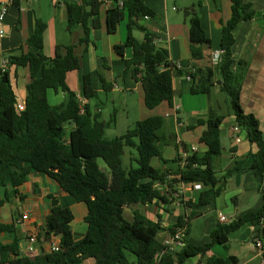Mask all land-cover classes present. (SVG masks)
Returning a JSON list of instances; mask_svg holds the SVG:
<instances>
[{"label":"trees","instance_id":"1","mask_svg":"<svg viewBox=\"0 0 264 264\" xmlns=\"http://www.w3.org/2000/svg\"><path fill=\"white\" fill-rule=\"evenodd\" d=\"M118 1L80 0L79 4H67L68 30L82 26L85 38L80 43L87 45V24L93 29L100 27L98 16L103 4H110L105 12V29L110 35L116 33L124 13H127L126 41L115 46L113 51L123 59L124 50H132V59L124 62L125 70L120 79L130 73L142 89L143 105L147 110H154L163 103L172 109L174 77H189L192 95L209 96L214 86L213 77L217 74L220 92L226 95L235 124L247 141L257 147L250 170L255 176L264 175L263 133L255 116L245 113L241 107L245 64L237 63L236 71L232 70L233 31L238 24L253 19V5L245 0H230V18L221 27L219 47L222 54L216 66L181 72L170 61L168 51L158 47L155 37L140 24L145 17L152 19L154 14L139 0H121V8ZM185 17L192 59L201 61L204 59L202 48L210 50V41L205 37L195 12L187 11ZM45 29L46 25L37 20L33 34L25 43L27 51L23 52L21 47L6 57L8 65L25 67L29 72L22 112L16 110L8 71L0 69V208L11 197L21 201L18 187L25 183L30 172L40 173L53 180L76 203L86 206V233L82 239L74 241L70 228L73 221L71 211L56 206L47 216L45 228L38 234L37 241L51 243L58 237L59 250L43 251L30 258L20 251V239L15 236L14 225L0 224V235H9L11 239L7 244L0 243V264H84L86 260H93L94 264H153L154 257L164 250L159 235L165 230L159 222L149 221L139 211H133L128 221L124 217V209L145 206L153 201L164 202L157 185L172 189L177 184H200L202 190L198 203L189 206L198 208L214 203L223 189L213 165L222 154L220 126L224 117L209 111L205 120L197 122V126L203 128L199 142L207 148L204 154L188 155L183 168L179 160H175L173 163H178L175 169H156L151 163L153 159L161 158L159 144L162 139L158 132L163 118H146L120 137L105 138V131L116 125L115 115L101 121L99 116L88 112L86 105L80 112L77 95L65 83L67 73L80 69L75 47L56 46L54 57L46 58L41 53ZM133 31L140 32L143 40L137 41L132 36ZM100 82L103 91L108 92L111 86L103 79ZM48 91L63 93L64 102L51 106L47 101ZM81 94L86 101L96 98L90 75L81 78ZM66 125L73 126L72 131H67ZM125 148L137 153V158L131 160L135 166L130 164L127 169L122 166ZM183 152L188 153L185 146ZM99 160L106 166L108 174L99 167ZM240 164L235 163L227 174L237 170ZM168 177L172 179L167 180ZM263 221L264 189L261 207L229 224L217 225L210 234L211 244L203 247L189 245L183 231V248L173 255L164 252L158 264H184L188 259L205 255L214 245L226 248L229 235L247 224L253 227L255 239L263 242ZM178 228H183L180 221L167 233L172 236ZM262 257L264 259V252ZM238 263L235 257H210L205 264Z\"/></svg>","mask_w":264,"mask_h":264},{"label":"crops","instance_id":"2","mask_svg":"<svg viewBox=\"0 0 264 264\" xmlns=\"http://www.w3.org/2000/svg\"><path fill=\"white\" fill-rule=\"evenodd\" d=\"M139 1L154 14L152 19L142 20L140 24L155 37L158 47L168 51L169 59L177 70L181 72L191 71L193 68L205 70L212 66L213 53L220 51L221 27L230 18V0ZM245 1L253 5L255 15L253 19L238 24L233 31L232 70L236 71L237 63L245 64L241 107L245 113L255 116L264 136V0ZM79 2L80 0H15L4 19L5 36L0 39V62L2 57H7L10 52L21 47L24 48L23 52H26L25 43L33 34L35 22L37 20L43 22L46 29L41 53L46 58L54 57L56 46L75 47L74 53L79 59L80 69L66 74L65 83L68 89L82 97L81 78L90 75L96 98L94 103L85 100L88 112L99 116L101 121H107L111 115H115L116 125L109 130L112 132L109 139L124 135L135 123L149 117H162L170 121L169 140L175 152L169 159L160 158L162 164L159 169L161 170H172L178 166V163L173 162L183 156L184 146L188 155L204 154L207 148L199 142L203 128L198 127L197 122L205 120L209 111L223 116L220 126L222 154L213 165L216 178L219 180V185H223V189L214 203L193 208L189 204L196 205L201 192L194 191L191 185L173 183L176 186L172 189L161 185L156 186L164 202L153 201L145 206L137 205L124 209V217L126 218L127 214L128 221L131 220L133 211H139L149 221L159 222L165 230L159 235L162 243L170 236L167 230L180 221L186 234V243L194 247L211 244L210 234L219 225L218 214L225 216L226 224H229L243 215L256 212L262 205L264 189V175L255 176L250 170L253 157L257 153L256 145L249 143L241 130L239 131L240 143H233L231 128L235 125L234 116L230 111L226 115L221 114L219 104H211L213 95L221 93L218 75L215 74L213 77L214 86L209 96L192 95L187 76L178 75L172 81L175 93L173 105L178 109L173 111L166 103H163L154 110H147L143 105L142 89L130 73L120 79V75L125 70L124 62L132 59V50L126 48L123 59L117 57L113 51L115 46L123 45L126 41L127 13H124L116 33L110 35L105 29V12L110 4H103L98 16L100 27L93 29L89 23L87 24L89 43L85 45L80 43V40L85 38L82 26L72 31L67 28L66 5L79 4ZM187 11L197 14L205 37L210 41V50L202 48L204 59L201 61L192 59L188 41V20L185 17ZM132 36L139 42L143 40V35L138 31H133ZM32 52L36 51L32 50ZM7 71L16 105L23 106L26 99V86L29 83L28 69L8 65ZM101 79L111 86L108 92L103 91ZM64 100V94L61 92H47V101L51 106L60 105ZM224 103L228 106L226 100ZM119 123L124 124V133H116ZM177 124L181 126L178 127ZM66 128L67 131H72L73 126L69 125ZM158 136L162 139L159 147L166 145L164 135L158 132ZM191 149L195 152L192 153ZM129 150L127 167L123 166L122 157V166L125 169L130 164L135 166L131 160L137 158L135 150ZM124 154L125 152L123 156ZM238 162L241 163L239 168L227 174V171L234 168L235 163ZM99 167L101 168L100 165ZM105 172L108 174V171ZM171 179L168 177L167 180ZM17 191L22 196V200L11 197L2 205L0 224L14 225L15 236L20 239L19 247L24 256L28 248L33 250L31 256L35 257L43 251L49 252L51 243L58 244V237L53 238L51 243L37 241L38 234L45 228L47 216L56 206L71 211L73 221L70 228L74 241L84 237L87 227L84 222L87 214L86 206L83 203H76L53 180L43 174L30 172L25 183L19 186ZM24 214L28 215V219L15 226V221ZM262 228L264 229V221ZM30 236L35 237V243L28 242ZM10 240L9 235H0V243L7 244ZM254 241L255 231L251 225L247 224L229 235L226 248L214 245L205 255L188 259L184 264H205L210 257L221 259L235 257L239 261L238 264H264L262 254L253 245ZM262 244L264 245V240ZM84 264H94V261L86 260Z\"/></svg>","mask_w":264,"mask_h":264},{"label":"built area","instance_id":"3","mask_svg":"<svg viewBox=\"0 0 264 264\" xmlns=\"http://www.w3.org/2000/svg\"><path fill=\"white\" fill-rule=\"evenodd\" d=\"M15 0H0V39L3 38L5 36V32H4V19L5 16L8 14L9 9L13 6ZM118 7L121 8L122 7V3L120 1H118ZM148 17H145L144 20H147ZM222 52L221 51H217L215 53H213L212 58H211V62H212V66H216L219 63V59L221 56ZM0 69L2 71L7 70L8 67V60L7 58L4 56L1 59L0 62ZM187 80H189V77H187ZM77 102L79 105V109L80 112H83V106L85 105V100L82 97L77 96ZM178 108L177 106L173 105L172 110L176 111ZM16 110L18 112H22L24 110V107L22 105H17L16 106ZM178 127H180V124H177ZM239 131L240 128L235 124L232 128H231V140L233 141V143L235 144H239L240 143V138H239ZM192 153L195 152L194 149H191ZM188 156V153L183 152V156L179 159V165L181 166V168H183L187 163H186V158ZM192 189L194 191H200L202 190V187L200 184H192L191 185ZM28 219V215L24 214L22 215L20 218H18L15 221V226L16 225H20L22 222L26 221ZM218 219V223L219 224H226L227 223V218L225 216H223L222 214H218L217 216ZM183 228H178L174 235L169 236L168 239L166 241H164L162 243V246L164 248L163 252L160 254H157L154 259H153V264H158L161 255L166 252L167 254H175L176 252L180 251L183 248V237H182V233H183ZM29 243H35V237L30 236L28 239ZM254 247L261 253L263 254L264 252V245L262 244V242L259 239H255V241L253 242ZM59 250L58 244H54L51 243L50 244V252H57ZM33 250L28 248L27 249V253L26 256L33 258L31 256Z\"/></svg>","mask_w":264,"mask_h":264},{"label":"rangeland","instance_id":"4","mask_svg":"<svg viewBox=\"0 0 264 264\" xmlns=\"http://www.w3.org/2000/svg\"><path fill=\"white\" fill-rule=\"evenodd\" d=\"M181 11H182L181 8H179V12H181ZM226 99L227 98H226V95L224 93H219L218 95H213V97L211 98V104L212 105H215L216 103H218L219 106H220V108H221L220 113L223 114V115H226V113L228 111H230L229 105L227 106L224 103V101ZM90 101L92 103L95 102L94 99H92ZM49 103H51L50 100H49ZM227 108H228V110H227ZM230 113H231V111H230ZM163 122H164V125H163L162 129L159 131V134L164 135L165 140L167 141V144L160 146L159 147V151L161 153V157L169 159L170 157L173 156V154L175 152V149H174L173 145L170 143V140H169V137L171 135L170 134L171 133V124H170V121L167 120V118H163ZM67 126L68 125H66V127ZM124 127H125L124 124L123 125H120V123H119L116 133H118V134L119 133H124V131H125V128ZM110 133H112V132L109 131V130H106L105 133H104V137L107 138V139H109L110 138ZM124 152H125V154L123 156V166L124 167H127L126 165L128 163V158H129V152H130V150L128 148H125ZM132 153L135 154L133 151H132ZM135 156H136V154H135ZM98 164L101 166L102 169H104L105 171H107L106 166L104 165V163L101 160L98 161ZM161 164H162L161 163V160H159V159H153V161L151 163V165L154 168H156V169L161 168ZM126 218L128 219V215L127 214H126Z\"/></svg>","mask_w":264,"mask_h":264},{"label":"water","instance_id":"5","mask_svg":"<svg viewBox=\"0 0 264 264\" xmlns=\"http://www.w3.org/2000/svg\"><path fill=\"white\" fill-rule=\"evenodd\" d=\"M174 184H177V182H174Z\"/></svg>","mask_w":264,"mask_h":264}]
</instances>
